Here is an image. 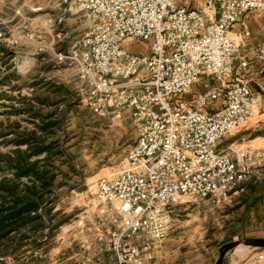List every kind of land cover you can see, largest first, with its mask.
<instances>
[{
	"label": "built area",
	"instance_id": "built-area-1",
	"mask_svg": "<svg viewBox=\"0 0 264 264\" xmlns=\"http://www.w3.org/2000/svg\"><path fill=\"white\" fill-rule=\"evenodd\" d=\"M0 2L18 24L44 14L64 31L74 20L57 66L75 74L94 114L135 127L134 145L96 184V200L111 211L100 236L107 264H146L178 206L231 204L249 178L264 176V148H221L262 124L252 85L264 96V40L250 44L247 24L264 21V0ZM135 45L144 52L132 53ZM254 257L264 264V250Z\"/></svg>",
	"mask_w": 264,
	"mask_h": 264
},
{
	"label": "rangeland",
	"instance_id": "rangeland-1",
	"mask_svg": "<svg viewBox=\"0 0 264 264\" xmlns=\"http://www.w3.org/2000/svg\"><path fill=\"white\" fill-rule=\"evenodd\" d=\"M11 12L0 13V30L5 33L0 40V154L17 149V142L34 131L38 136L44 134L48 144L45 146L51 147L50 159L41 155L33 161H42L39 173L54 175L56 186L53 199L40 211L45 227L38 228L32 238L22 239L9 254L7 248L0 246V256L5 254L0 257V264H107L112 254L100 236H107L108 227L101 224L109 219L111 211L96 200V184L109 176L116 164L113 165L117 158L113 157L119 151L113 146L115 142L119 140L121 146L130 139L134 145L135 127L125 122L133 134L115 138L109 119L98 117L82 102L75 74L57 66L55 53L74 41L66 40V32L76 29L74 20L68 21L64 31L49 29L52 36L44 38V26L18 24ZM254 20L257 24L252 26L249 41L256 45L264 40V21ZM129 49L132 53L144 52L143 45ZM257 118L264 121V117ZM44 127L46 131H42ZM258 137L264 138L263 127L227 138L221 148L233 143L240 148H264V143L253 142ZM5 175L10 177L7 172L0 173V178ZM255 203L261 204L262 209ZM173 219L169 237L156 244L158 261L216 264L224 245L264 239V176L249 178L231 204L186 203L174 210ZM257 251L235 248L227 253L226 264H260L254 257Z\"/></svg>",
	"mask_w": 264,
	"mask_h": 264
},
{
	"label": "trees",
	"instance_id": "trees-1",
	"mask_svg": "<svg viewBox=\"0 0 264 264\" xmlns=\"http://www.w3.org/2000/svg\"><path fill=\"white\" fill-rule=\"evenodd\" d=\"M25 137L17 142V149L0 154V173L10 174V177L0 178V246L7 248L8 254L22 239L32 238L38 228L45 227L46 221L40 211L53 199L56 186L54 175L39 173L38 166L42 161H33L41 155H47L45 160L50 159L51 147L45 146L48 145L46 136H38L34 131ZM21 146L27 148L21 150Z\"/></svg>",
	"mask_w": 264,
	"mask_h": 264
},
{
	"label": "crops",
	"instance_id": "crops-1",
	"mask_svg": "<svg viewBox=\"0 0 264 264\" xmlns=\"http://www.w3.org/2000/svg\"><path fill=\"white\" fill-rule=\"evenodd\" d=\"M36 1H38V0H31V2L34 4ZM42 1H44V0H42ZM40 2L38 1V4H39ZM2 3L0 2V5H1ZM12 15H13V13H14V11L12 10ZM30 16H31V18H33V19H31V22L33 23V24H35V23H39V24H41L42 26H44V32L42 33L44 36V38H47L48 36L49 37H51L52 36V32L49 34L48 33V31H49V29H50V31H55L56 30V28H49L46 24H45V21H46V16L44 15V14H39V15H36V14H29ZM257 21L256 20H252L251 22H250V29H252L257 23H256ZM253 26V27H252ZM48 33V34H47ZM256 44H259V43H256ZM253 91H254V93H255V95L258 97H260V99L262 100V106H261V115H260V117H264V96L263 95H260L259 94V90H258V88H257V85L255 84V83H253ZM108 121V123L110 124V126H111V130H110V132L112 133L113 132V136L115 137V138H119V137H124V136H130V134L132 133V132H129V130L125 127V124L126 123H124V122H121V121H118L117 119H109V120H107ZM263 123L262 124H260L259 125V127L257 128V129H254L253 131L254 132H256V131H259V129H260V127H263L264 128V121L263 120H261ZM133 134V133H132ZM135 136H136V133L134 134ZM125 141V140H124ZM123 141V142H124ZM258 142L259 144H261V143H264V138H262V137H258V138H256V139H254V141L253 142ZM120 144V141L119 140H117V142H115V144L113 145L114 147H115V150L117 151H119V155L117 156V157H113L114 159L115 158H117V160H115V162L113 163V165L115 164V163H117L120 159H121V157H122V155H121V153L123 152L124 153V156L126 155V153L129 151V149H130V147L132 146V143H131V140L129 139L128 141H127V143H123V145H119ZM123 156V157H124ZM122 157V158H123ZM260 205L261 204H254V206L255 207H260ZM261 209H262V205H261ZM159 247V245H152V248H151V255H152V257H153V259L151 260V261H149V262H147L146 264H161L159 261H158V259L157 258H159V255H160V252H158V251H156V249ZM224 264H226V261H225V263Z\"/></svg>",
	"mask_w": 264,
	"mask_h": 264
},
{
	"label": "water",
	"instance_id": "water-1",
	"mask_svg": "<svg viewBox=\"0 0 264 264\" xmlns=\"http://www.w3.org/2000/svg\"><path fill=\"white\" fill-rule=\"evenodd\" d=\"M238 247L252 248L255 250H264V239H247L224 245L219 251L220 256L216 264H224L227 253Z\"/></svg>",
	"mask_w": 264,
	"mask_h": 264
}]
</instances>
